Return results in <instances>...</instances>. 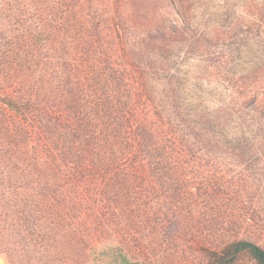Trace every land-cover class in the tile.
I'll use <instances>...</instances> for the list:
<instances>
[{"label": "trees", "instance_id": "obj_1", "mask_svg": "<svg viewBox=\"0 0 264 264\" xmlns=\"http://www.w3.org/2000/svg\"><path fill=\"white\" fill-rule=\"evenodd\" d=\"M143 1L67 0L52 53L32 60L41 73L27 66L0 86L3 208L22 246L0 238V252L13 264L33 257L29 242L62 259L72 249L74 264L102 236L129 256L118 264H145L130 247L164 264L175 240L207 264H264L262 245L212 225L232 195L210 158L260 163L264 179V43L241 54L243 35L264 42V0H226L254 17L214 32L187 18L197 0H163L157 22ZM183 49L198 61L185 72Z\"/></svg>", "mask_w": 264, "mask_h": 264}, {"label": "rangeland", "instance_id": "obj_2", "mask_svg": "<svg viewBox=\"0 0 264 264\" xmlns=\"http://www.w3.org/2000/svg\"><path fill=\"white\" fill-rule=\"evenodd\" d=\"M72 3V0H68ZM67 0H0V86L9 85L12 82L11 76L17 74H24L31 72L26 67L35 70L33 59L40 58L44 60L45 55H50L51 50L48 51L47 41L52 34L58 36L59 27L63 20V12L65 10V3ZM163 0H144V7L142 11L147 14L148 19L152 21L156 18V22L160 18L161 13L167 12V8ZM238 3L233 8L231 3L226 0H214V3L207 4L205 0H197L194 8L191 11H186L187 18L195 25L199 24L201 29L208 28L214 32L215 27L219 24L225 26V18L238 19L241 15L243 17L238 21L243 26H247L248 21L251 20L253 10L250 5ZM72 8L75 5L71 4ZM171 19L174 22H179L177 14L171 13ZM235 22V21H234ZM234 22L230 28L235 27ZM228 29H224L229 30ZM261 41H264V26L261 28ZM246 41V47L242 49L243 57L251 58L256 55L255 51L262 48L264 42L253 38V34L243 35ZM248 46H252L248 48ZM260 46V47H259ZM185 50L181 51V56L178 58L183 61L180 64L182 72L187 71L190 66H195L198 61H185ZM28 62L26 63V61ZM26 63V64H25ZM44 65V64H43ZM42 66V65H41ZM41 73L35 70V75ZM212 160L218 161L214 164L218 167L220 173L224 176L225 189L231 193L232 197L229 204L225 208L221 217L214 221L213 216L209 220H213V226L219 229V232L225 234H234L239 237H244L264 247V179L260 177V163H245L238 158L227 156H210ZM0 180V238L3 240L4 248H21L19 236H15L12 218H8L6 223L5 210L3 202L5 198L4 183ZM24 190V189H23ZM230 197V195H227ZM231 206V207H230ZM209 215V214H208ZM249 219H246L248 218ZM15 222V221H14ZM215 228V227H213ZM206 232H210L206 230ZM115 240L114 237L102 236L90 242L89 246L84 247L79 258L74 264H83L90 259V250L95 246H100L105 243ZM178 240L170 241L172 246L170 253H173L175 258H171L164 264H207V258L203 251L197 250L196 247L186 244H178ZM174 242V244H171ZM28 246L35 250L33 257L29 261H19L16 264H67L72 261L75 256V251L69 249L66 251L64 259L61 256L51 254L48 248L40 245L35 247L32 243ZM111 246V247H110ZM101 247L100 252H96L102 259L103 264H118L113 261L114 257L120 256L121 247L119 245H110ZM134 258L142 257L145 264H157L156 261H150L145 256L138 253L133 248H129ZM125 252V250H124ZM126 257L127 253H124ZM0 257L3 258L4 264H13L4 252H0ZM56 257V259H53ZM70 259V260H68ZM119 264H127V262H120ZM236 264H257L248 254H243L241 258L236 261Z\"/></svg>", "mask_w": 264, "mask_h": 264}, {"label": "crops", "instance_id": "obj_3", "mask_svg": "<svg viewBox=\"0 0 264 264\" xmlns=\"http://www.w3.org/2000/svg\"><path fill=\"white\" fill-rule=\"evenodd\" d=\"M101 247H103V245L100 246H95L90 250V259L88 261H86L83 264H103L102 261H105L104 259H102L98 254H95L96 252H100ZM120 255L121 256H125V252L120 250ZM129 257V256H128ZM134 258H132L133 260ZM130 260V259H129ZM131 261V260H130ZM153 264V263H152Z\"/></svg>", "mask_w": 264, "mask_h": 264}, {"label": "built area", "instance_id": "obj_4", "mask_svg": "<svg viewBox=\"0 0 264 264\" xmlns=\"http://www.w3.org/2000/svg\"><path fill=\"white\" fill-rule=\"evenodd\" d=\"M0 264H4V260L1 257H0Z\"/></svg>", "mask_w": 264, "mask_h": 264}]
</instances>
